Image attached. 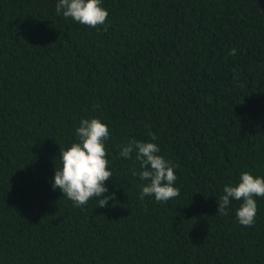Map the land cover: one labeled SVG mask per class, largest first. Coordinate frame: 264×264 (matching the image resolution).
<instances>
[{"label": "trees", "instance_id": "trees-1", "mask_svg": "<svg viewBox=\"0 0 264 264\" xmlns=\"http://www.w3.org/2000/svg\"><path fill=\"white\" fill-rule=\"evenodd\" d=\"M57 2L0 0V264H264V197L251 227L242 201L217 214L225 185L264 177V0H101L96 28ZM93 118L110 132L103 208L52 187ZM130 140L159 146L179 196L139 199Z\"/></svg>", "mask_w": 264, "mask_h": 264}, {"label": "clouds", "instance_id": "clouds-1", "mask_svg": "<svg viewBox=\"0 0 264 264\" xmlns=\"http://www.w3.org/2000/svg\"><path fill=\"white\" fill-rule=\"evenodd\" d=\"M55 11L91 28L104 25L108 17L107 10L101 7V0H58ZM230 54L235 55L236 49H231ZM75 134L77 142L67 149L60 148V167H55L52 187L59 189L74 206L80 207L96 199L98 207H107L108 201L115 199V194H108L109 190L104 186L112 178L104 144L110 135L109 128L97 118L82 119ZM155 139L153 134L152 140ZM159 152V146L153 142L130 140L121 146V157L130 159L135 153L140 163V171L132 173L146 182L141 186L140 200L151 196L157 202H166L180 194L174 187L177 179L174 166ZM256 197H264V177L243 172L237 184L223 188L217 201V214L227 215L233 200L242 201L236 210L238 222L251 227L257 214Z\"/></svg>", "mask_w": 264, "mask_h": 264}]
</instances>
